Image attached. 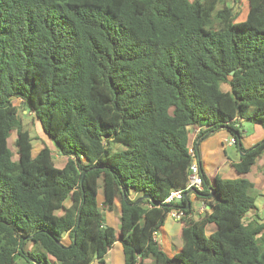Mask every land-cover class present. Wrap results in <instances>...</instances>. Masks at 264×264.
I'll return each instance as SVG.
<instances>
[{"label": "trees", "instance_id": "16d2710c", "mask_svg": "<svg viewBox=\"0 0 264 264\" xmlns=\"http://www.w3.org/2000/svg\"><path fill=\"white\" fill-rule=\"evenodd\" d=\"M237 1L0 0V264H113L116 242L125 264H264L246 177L202 172L209 208L182 219L180 251L152 238L170 209L192 211L163 202L185 186L192 131L225 127L239 144L237 120L264 126V0H247L242 20ZM15 99L63 166L47 145L32 155ZM240 151L232 166L247 174L264 141ZM115 200L118 232L103 215Z\"/></svg>", "mask_w": 264, "mask_h": 264}, {"label": "crops", "instance_id": "0c3cea01", "mask_svg": "<svg viewBox=\"0 0 264 264\" xmlns=\"http://www.w3.org/2000/svg\"><path fill=\"white\" fill-rule=\"evenodd\" d=\"M245 16L246 12L242 18L239 14L238 19L242 20L245 18ZM243 120L245 119L240 118L236 121V124L241 126V121ZM251 123L253 126L252 133L247 134L244 133L245 131H243L239 139V144L236 143V141L234 144L230 145L227 143V140H229L232 135L229 133V130L225 127H221L214 132H209L201 138L197 137L198 129H194L192 131L189 143L190 145H193L195 147L196 156L198 162L200 163L202 172L208 178H214L216 176L225 179H234L237 177L249 178V175L251 173H253V175L257 173L259 166L258 163L264 161V152L256 158L255 163L251 166L250 171L247 174L236 173L232 166V162L238 161V158L241 155L240 146H242L244 149H249L256 142H259L264 139V126L257 122L251 121ZM234 126L237 128L236 125ZM228 147H233L234 151L227 152L226 148ZM253 184L254 187L257 186V183L253 182ZM260 185L261 188H263V183ZM97 196L98 203H100L103 199L101 192H99ZM130 197L134 198L135 194H130ZM185 198H188L192 207V211L188 216L192 217L193 219L198 218L199 214L203 213V211L200 212V208L204 206V203L197 197V194L195 192L187 193V197ZM196 201L200 202V205L198 207L194 206V203ZM186 207H188V205ZM205 207L209 208L207 205ZM119 210V201L115 200L112 210L103 211L105 223L107 225L112 226L116 232H118L120 229ZM195 213H197V217H194ZM249 213L250 212L248 211L246 215H249ZM180 229L181 222L170 216H167L165 218L164 223L157 230L156 241L160 244L162 250L169 257L173 256V254L179 252L181 249V238L179 234ZM104 261L106 263L125 264L123 246L120 242H116L111 246V248L107 251L104 256Z\"/></svg>", "mask_w": 264, "mask_h": 264}, {"label": "rangeland", "instance_id": "374dc122", "mask_svg": "<svg viewBox=\"0 0 264 264\" xmlns=\"http://www.w3.org/2000/svg\"><path fill=\"white\" fill-rule=\"evenodd\" d=\"M228 1L231 2V0ZM235 6L236 9L239 10L240 17L242 18L247 10V0H238ZM13 102L18 107V116L22 121L23 127L30 132V135L32 137V144H33L32 155H35L39 151V149H41L44 145H47L52 150L53 153L52 156L55 165L57 167L63 166L64 162L66 161V156H63L57 152L53 142L44 133L39 120L36 117H34L32 113L27 112V109H24L19 99H15ZM234 125L237 126L241 134L243 133V131H245L244 133L247 134H251L253 131L252 123L250 120L247 119L241 121V126L236 124V122L234 123ZM15 138H16V132L12 131L11 135L8 138V145L13 152V159L17 158L16 146L14 145ZM113 146L114 148L119 147L116 144H114ZM226 150L227 152L234 151L233 147H228L226 148ZM262 163H264V161L258 163L259 166L257 173L255 175L251 173L248 178L252 183L253 182L257 183V186L249 190V194L255 197V209H251L249 211L250 212L249 215H246L244 218L245 221L253 217L258 218L259 220H264V182H263L264 164ZM221 179L226 180L225 178H221ZM262 183H263V188H261L260 185ZM65 203L67 204L68 200H65ZM199 205H200L199 201H196L194 203L195 207H198ZM254 213L257 214V217L254 216ZM194 217H197V213H195ZM214 229H215V225L212 222L208 223L205 227V231L207 234L212 232ZM48 262L49 264H52V261L49 260ZM143 264H154V261L152 257L148 256L144 258Z\"/></svg>", "mask_w": 264, "mask_h": 264}, {"label": "built area", "instance_id": "2783aa9c", "mask_svg": "<svg viewBox=\"0 0 264 264\" xmlns=\"http://www.w3.org/2000/svg\"><path fill=\"white\" fill-rule=\"evenodd\" d=\"M198 131V130H197ZM227 143L234 144L235 138L231 137L229 140H227ZM189 154L191 156V163L188 170L187 175V181L185 183V186L183 189H176L171 190L165 199L163 200L164 203H176L179 200L184 197V193L187 192H195L197 194V191L202 190L203 188V180H202V169L200 167V163L198 162L196 151L193 147V145L189 146ZM205 205L200 208V212L205 210ZM185 209V208H184ZM167 216H170L178 221H182L184 217H187L188 215H185V211L181 208H172L168 211ZM157 236V230L153 231L152 238L156 240Z\"/></svg>", "mask_w": 264, "mask_h": 264}, {"label": "water", "instance_id": "95a60500", "mask_svg": "<svg viewBox=\"0 0 264 264\" xmlns=\"http://www.w3.org/2000/svg\"><path fill=\"white\" fill-rule=\"evenodd\" d=\"M262 141H264V139H263ZM240 153L242 154L241 151H240ZM197 194H198V193H197ZM146 197H148V196H146ZM184 197H187V192L184 193ZM139 200H140V199L135 200L134 204L137 203ZM78 222H79V218H78V220H77V224H78Z\"/></svg>", "mask_w": 264, "mask_h": 264}]
</instances>
